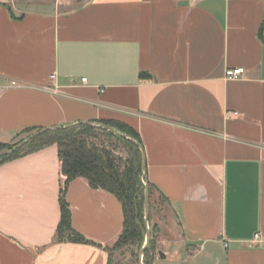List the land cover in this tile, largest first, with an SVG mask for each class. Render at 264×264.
Returning a JSON list of instances; mask_svg holds the SVG:
<instances>
[{"label":"crops","instance_id":"crops-1","mask_svg":"<svg viewBox=\"0 0 264 264\" xmlns=\"http://www.w3.org/2000/svg\"><path fill=\"white\" fill-rule=\"evenodd\" d=\"M97 122L172 211L152 264H264V0H0V144ZM64 181L55 145L0 166V264H108L119 201L71 181L58 242Z\"/></svg>","mask_w":264,"mask_h":264},{"label":"trees","instance_id":"trees-1","mask_svg":"<svg viewBox=\"0 0 264 264\" xmlns=\"http://www.w3.org/2000/svg\"><path fill=\"white\" fill-rule=\"evenodd\" d=\"M108 128L114 132L109 131ZM36 132H41V134L22 148L13 149L15 145ZM98 133L106 135L121 145L126 151L127 158L123 160L115 157L108 148L93 143L91 139H97ZM22 135L24 137L13 145L0 144V152L6 151L0 156V166L48 146L55 145L57 147L61 174L65 177L58 200L60 207V221L56 230L58 242L88 244L80 234L72 230L70 211L64 200L68 184L75 179L83 178L91 189L102 190L113 195L121 205L122 233L114 246L108 250V264H111L109 253L114 249L140 244L138 249L141 250L144 233L146 235L143 221L145 183L148 186L149 198L154 187L145 181L143 176V154L138 148V146L142 148V143L132 128L118 122L78 123L53 129H29ZM161 197L167 202L162 195ZM154 254L155 243L151 238L143 253V264H152ZM136 263L138 264V261Z\"/></svg>","mask_w":264,"mask_h":264},{"label":"rangeland","instance_id":"rangeland-1","mask_svg":"<svg viewBox=\"0 0 264 264\" xmlns=\"http://www.w3.org/2000/svg\"><path fill=\"white\" fill-rule=\"evenodd\" d=\"M99 137L97 139H91V141L97 145H102L113 152L115 157L122 158L125 160L127 158L126 151L121 145L115 143V141L109 139L106 135L98 133ZM19 141V139L17 140ZM1 153V152H0ZM145 210L143 209V220H144ZM174 220L172 211L166 201H164L160 194L157 193L155 189L152 190L151 197L149 198V212L147 224L145 225L150 233V237L153 238L155 243V256L157 251V242L160 237L162 229L171 226ZM143 244L145 242V233L143 238ZM140 244L134 246H127L120 249H114L110 251L111 264H137L136 258L140 252L138 249ZM136 256V257H135ZM143 256L141 257V263L143 264Z\"/></svg>","mask_w":264,"mask_h":264},{"label":"water","instance_id":"water-1","mask_svg":"<svg viewBox=\"0 0 264 264\" xmlns=\"http://www.w3.org/2000/svg\"><path fill=\"white\" fill-rule=\"evenodd\" d=\"M108 130L111 131V132H114L110 128H108ZM40 134H41V132H36V133L32 134L31 136H29L28 138H26L23 142L15 145L13 147V149L16 150V149L22 148L24 145H26L28 142H30L32 139H34L35 137H37ZM138 148L140 149V151L143 154L142 148L140 146H138ZM5 153H6V151L1 152L0 153V156L3 155V154H5ZM142 168H143V176L145 178V181H147L146 180V165H145L144 155H143V160H142ZM144 208H145L144 209L145 210V214H144V220L143 221H144V224L146 225L147 224V219H148V212H149V194H148V186H147L146 183H145V187H144ZM150 239H151L150 233H149L148 229L146 228L145 242H144V245H143V247L141 248V250H140V252L138 254V264H142L141 263V257L143 256V253H144L145 249L148 247V244L150 242ZM157 255L161 259L164 258L163 254L161 252H157Z\"/></svg>","mask_w":264,"mask_h":264},{"label":"built area","instance_id":"built-area-1","mask_svg":"<svg viewBox=\"0 0 264 264\" xmlns=\"http://www.w3.org/2000/svg\"><path fill=\"white\" fill-rule=\"evenodd\" d=\"M242 74V70L241 69H230V70H226L225 71V78L226 79H236L238 77H240ZM82 83H85L86 80L82 79L81 80ZM12 86H15L16 84L14 82L11 83ZM258 238V235L254 236V239L256 240Z\"/></svg>","mask_w":264,"mask_h":264}]
</instances>
